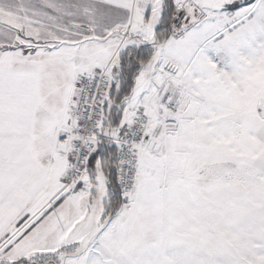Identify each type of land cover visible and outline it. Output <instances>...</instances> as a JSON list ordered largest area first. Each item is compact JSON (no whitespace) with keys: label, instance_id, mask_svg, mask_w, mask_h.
<instances>
[{"label":"snow or ice","instance_id":"6c2138e0","mask_svg":"<svg viewBox=\"0 0 264 264\" xmlns=\"http://www.w3.org/2000/svg\"><path fill=\"white\" fill-rule=\"evenodd\" d=\"M0 264H264V0H0Z\"/></svg>","mask_w":264,"mask_h":264}]
</instances>
